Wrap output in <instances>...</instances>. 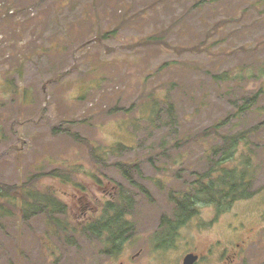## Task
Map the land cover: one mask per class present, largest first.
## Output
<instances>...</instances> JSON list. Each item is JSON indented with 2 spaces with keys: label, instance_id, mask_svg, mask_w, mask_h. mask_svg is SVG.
Segmentation results:
<instances>
[{
  "label": "rangeland",
  "instance_id": "1",
  "mask_svg": "<svg viewBox=\"0 0 264 264\" xmlns=\"http://www.w3.org/2000/svg\"><path fill=\"white\" fill-rule=\"evenodd\" d=\"M255 127L233 159H252L258 194L200 205L162 246L171 197ZM34 176L65 230L12 208L0 264H264V0H0V183ZM120 196L129 230L112 252L82 229Z\"/></svg>",
  "mask_w": 264,
  "mask_h": 264
},
{
  "label": "trees",
  "instance_id": "2",
  "mask_svg": "<svg viewBox=\"0 0 264 264\" xmlns=\"http://www.w3.org/2000/svg\"><path fill=\"white\" fill-rule=\"evenodd\" d=\"M148 41L160 43L155 38H149ZM259 96L260 93H256L246 99L244 104L239 108V111L246 112L250 110L258 102ZM224 124L225 122L214 125L208 131L216 132ZM256 129L255 127L254 129L230 137L228 152L217 163L214 169L196 177L195 183H193L194 191L192 195H184L181 198L171 197L170 201L175 206V216L172 223H167V227L163 233V240L171 236L173 230L198 214L200 205L214 207L217 213H221L228 210L235 202L249 199L258 194L247 192L253 180L252 159L246 156L242 164H235L233 159L239 144L243 143L247 145L250 133ZM230 163L233 165H230ZM116 166L126 181L134 184L131 172L137 170V166L123 163H118ZM54 174V171L49 173V175ZM38 177L34 176L22 185L8 186L0 183V219L10 215L12 208L19 210L24 219L42 212L53 225L63 231L66 225L61 223V226H59V222H56L51 215L64 213V205L57 201L50 193L40 194L35 191L34 184ZM142 192L145 193V190L142 189ZM124 199V196H120L114 203L110 202L104 205L101 216L87 222L82 229L84 233H89L99 239L106 237V243L110 246L108 251H119L126 239L125 234L129 230L128 223L124 220V211L121 209L122 204H126ZM163 242L162 246L165 245L166 240Z\"/></svg>",
  "mask_w": 264,
  "mask_h": 264
},
{
  "label": "water",
  "instance_id": "3",
  "mask_svg": "<svg viewBox=\"0 0 264 264\" xmlns=\"http://www.w3.org/2000/svg\"><path fill=\"white\" fill-rule=\"evenodd\" d=\"M198 261V256L194 254H187L183 259V264H195Z\"/></svg>",
  "mask_w": 264,
  "mask_h": 264
}]
</instances>
